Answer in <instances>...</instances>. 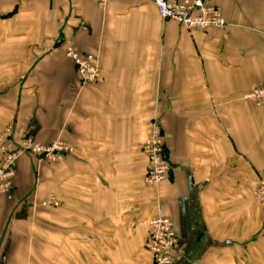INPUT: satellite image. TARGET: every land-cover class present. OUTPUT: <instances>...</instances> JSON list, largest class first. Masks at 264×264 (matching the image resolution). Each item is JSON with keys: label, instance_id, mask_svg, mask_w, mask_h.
I'll return each mask as SVG.
<instances>
[{"label": "crops", "instance_id": "0c3cea01", "mask_svg": "<svg viewBox=\"0 0 264 264\" xmlns=\"http://www.w3.org/2000/svg\"><path fill=\"white\" fill-rule=\"evenodd\" d=\"M205 2L225 28L188 29L153 0H0V135L75 148L19 158L0 264H152L161 210L179 237L172 264H264V103L242 99L264 82V0ZM68 46L99 58L97 82ZM154 121L172 168L149 186Z\"/></svg>", "mask_w": 264, "mask_h": 264}, {"label": "built area", "instance_id": "2783aa9c", "mask_svg": "<svg viewBox=\"0 0 264 264\" xmlns=\"http://www.w3.org/2000/svg\"><path fill=\"white\" fill-rule=\"evenodd\" d=\"M158 12L164 19L177 21L188 29L225 28L227 21L220 6L208 4L205 0H153ZM95 4L104 8L111 0H94ZM66 54L71 58L83 82H97L101 76L99 58L92 53L81 52L68 46ZM243 100L255 104L264 103V82L254 85L242 96ZM75 150L74 145L64 139L42 143L33 137L26 136L20 142L14 139V128L9 126L0 135V195H6L14 188L17 163L24 154H30L50 162H57ZM143 152L148 158L145 183L158 186L165 181L171 171V163L167 157L162 127L159 122L151 124L150 134L145 139ZM255 198L264 203V178L255 189ZM179 237L174 222L161 210L149 222L147 247L151 253L152 264H172L173 252Z\"/></svg>", "mask_w": 264, "mask_h": 264}, {"label": "rangeland", "instance_id": "374dc122", "mask_svg": "<svg viewBox=\"0 0 264 264\" xmlns=\"http://www.w3.org/2000/svg\"><path fill=\"white\" fill-rule=\"evenodd\" d=\"M261 179H263V178H261ZM261 179H260V180H261ZM260 180H259V181H260ZM259 181H258V183H259ZM258 183H257V184H258ZM256 186H257V185H256Z\"/></svg>", "mask_w": 264, "mask_h": 264}]
</instances>
